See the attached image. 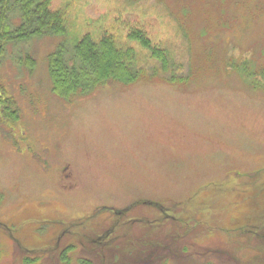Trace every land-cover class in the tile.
I'll return each mask as SVG.
<instances>
[{"label": "rangeland", "instance_id": "obj_1", "mask_svg": "<svg viewBox=\"0 0 264 264\" xmlns=\"http://www.w3.org/2000/svg\"><path fill=\"white\" fill-rule=\"evenodd\" d=\"M50 8L66 34L0 67L18 118L0 114V264H264V0ZM86 35L132 49L139 79L53 93L49 57Z\"/></svg>", "mask_w": 264, "mask_h": 264}, {"label": "trees", "instance_id": "obj_2", "mask_svg": "<svg viewBox=\"0 0 264 264\" xmlns=\"http://www.w3.org/2000/svg\"><path fill=\"white\" fill-rule=\"evenodd\" d=\"M16 12L18 23L10 26L11 14ZM64 14L50 8V0H0V67L7 47L16 42L40 36H64ZM149 50L151 56L167 68L164 52L151 46L141 31L129 35ZM132 49H120L110 37L98 42L86 35L75 46L74 55L65 59L61 51L49 57V77L52 91L67 101L87 97L104 86L120 83L132 84L139 79L140 71L132 68ZM31 68L34 60L28 58ZM0 114L10 122L17 121V109L12 98L0 84Z\"/></svg>", "mask_w": 264, "mask_h": 264}, {"label": "flooded vegetation", "instance_id": "obj_3", "mask_svg": "<svg viewBox=\"0 0 264 264\" xmlns=\"http://www.w3.org/2000/svg\"><path fill=\"white\" fill-rule=\"evenodd\" d=\"M129 221V220H128ZM127 222V221H126ZM106 244V243H105ZM101 258L103 259V261H104V257H103V255L101 256Z\"/></svg>", "mask_w": 264, "mask_h": 264}]
</instances>
